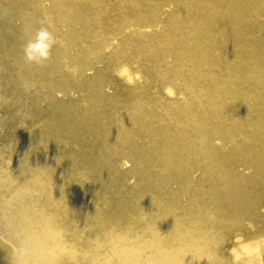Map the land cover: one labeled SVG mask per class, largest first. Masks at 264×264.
Returning a JSON list of instances; mask_svg holds the SVG:
<instances>
[{
  "label": "rangeland",
  "instance_id": "obj_1",
  "mask_svg": "<svg viewBox=\"0 0 264 264\" xmlns=\"http://www.w3.org/2000/svg\"><path fill=\"white\" fill-rule=\"evenodd\" d=\"M92 1L93 17L83 0H63L59 7L55 6L58 0H0V264H126L111 252V246L127 248L135 241L132 235L137 229L141 235L159 228L171 239L172 220L185 228L190 216L209 210L205 207L214 210L212 236L221 241V249L216 258L199 264H264L263 243L252 246V238H241V243L231 244V237L223 235L220 213L233 207L228 187L216 179H201L195 167L187 168L200 151L198 133L189 126L194 111L208 112L210 107L204 100L194 104L164 94L165 81L188 78V51L199 50L194 46L216 55L217 50L210 46H215L222 30L236 41L250 36L264 40L263 19L253 13L259 6L249 9L242 0L244 14L236 21L229 9L213 16L212 4L200 7L203 0H196V6L192 0H159L157 24L143 25L125 16V24L118 26L117 2L124 12H131L142 0ZM66 11L81 20L71 19ZM185 13L191 20L206 22L207 29L216 30V36L210 33L204 37L198 32L197 38L187 40V31H191L178 22ZM252 22L259 23L257 30ZM41 27L49 28L56 43L47 60L29 63L23 49ZM87 27L96 29L94 43L85 33ZM226 50L221 48L223 57ZM233 50L231 63H238L241 53L247 52ZM125 65L132 75H139L133 84L118 75ZM165 74L167 78L162 77ZM213 74L202 66L193 77L196 84H209L208 77ZM216 103L217 108L227 107L220 100ZM177 104L181 112L176 111ZM230 122L227 119L222 125V139L212 138L209 145H218L225 152L232 149L230 140L238 138L232 129L237 130L238 125L233 123L230 129ZM256 152H260L258 146ZM232 170L252 179L250 168ZM235 179L234 191L242 190L243 200L257 194L264 199V182H252L250 188L251 183ZM38 212L51 227L69 235L66 240L73 236L84 241V247L88 242L96 260L89 263L80 253L70 261L61 258L56 249L45 255L22 251L18 223L33 221L41 231L34 219ZM116 226L121 235L118 240L111 232ZM248 226L252 228L244 231L257 242L264 220L258 227ZM101 237L105 242L97 241ZM241 244L259 251L236 261L232 250ZM77 247L82 252V246ZM151 258L149 254L145 264H153ZM179 264L192 262L180 260Z\"/></svg>",
  "mask_w": 264,
  "mask_h": 264
},
{
  "label": "bare ground",
  "instance_id": "obj_2",
  "mask_svg": "<svg viewBox=\"0 0 264 264\" xmlns=\"http://www.w3.org/2000/svg\"><path fill=\"white\" fill-rule=\"evenodd\" d=\"M62 1L58 0L55 6L59 7ZM83 1L86 5L90 6L91 12H89V15L93 17L92 5H94V2L92 0ZM158 1L142 0L134 8H131L129 4L126 8H131V12H124L125 10L120 9V4L117 2L116 16L119 17L116 21L118 23L117 25L123 26L125 24V16L132 17L140 21L143 25L149 23L157 24L160 20ZM191 4L194 6L199 5L196 0H192ZM209 4L214 6L213 12H210L213 13V16L219 13L222 14L223 9H229L231 17L233 18L235 16L236 21L243 17L244 13L241 11L244 8L240 6L243 5L242 0H203L200 7H207ZM246 6L250 7L249 9L259 6L260 9L253 13L263 19L261 29H264V15L262 16L261 14V10L264 9V0H246ZM104 8L106 9V7ZM66 12L68 13L64 14L69 15L71 19L81 20L79 16H71L69 11ZM178 22L182 29L189 28L191 31V33L187 31V40L189 41L190 38H197L195 36L198 32H202L204 37L210 33L211 36H216V30L211 28L207 29L206 22L198 18H192L191 20L187 17L186 13L178 18ZM76 24L78 25V23ZM251 26L257 30L259 23L252 22ZM88 28L89 30H85V33H88L89 42L94 43L92 38L96 36L94 34L97 33L95 32L96 29ZM90 31L92 32L89 33ZM162 32L164 36V31L162 30ZM178 33L181 37L182 33ZM181 40L183 41L182 38ZM214 42L215 46L211 45L210 48H214V51L217 50L215 51V56H213V52L206 53L196 46L194 47L199 49L198 51H188L187 60L191 67L188 78H183L182 80H178V82L174 80L165 81L167 91L165 90L164 94L166 93L167 97L175 96L186 100L188 99L194 104H197L198 100L206 101V106L210 107L208 109L209 111H194L195 118L192 121V126L189 125L198 133L197 138L199 139L200 151L195 157L194 163H190V167L187 168L191 169L195 167L201 174V179L204 177L212 180L216 179L218 182L225 184L230 190L231 196L228 199L233 207L226 214L220 213L221 217L218 221L223 225V235L231 237L229 239L231 244H239L242 240H250V238H252V246L260 242L264 244V227H260L258 230L260 239L257 242H253L254 237L252 234L249 235L244 231V229L248 230V228H252L248 226L249 224L253 227H258L263 223L264 212H260V208H264L263 197L257 194L243 200V197H241L243 195L241 193L242 190L239 189L240 191L236 193L233 185V180H236L235 178L240 182L245 180L246 183H251L249 184L250 188L256 183L264 182V40L250 36L236 41L232 35L225 34L224 30H222L220 37L215 39ZM221 48H228L224 52L226 55L224 57L222 56ZM233 49L247 51L241 53V58H238V63H231V57L234 53ZM202 66L203 69L207 68V71L211 69L215 72V74L208 77L209 84L204 81H201L199 84L195 83L196 78L193 76ZM220 72H222V75H219ZM226 74H230L229 78H227ZM135 76L133 75V77ZM162 77L167 78V74ZM120 78L126 81L125 78L121 76ZM223 80H226L223 82L226 84L225 87L221 85ZM244 85L246 86L244 87ZM216 100L224 102L223 105H227V107L217 108ZM249 104L251 105L250 109ZM175 106H178L177 109L175 108L176 111H182L180 104ZM243 106L248 109L246 113ZM250 114L251 116H249ZM183 118V122L186 125L187 117L183 115ZM227 119L232 120V122L227 124L228 128L232 129L233 123L238 125L237 130L232 129L238 134V138L236 141L230 140L232 149L225 152L218 145L216 146L221 149L220 151L216 146L209 144H211L210 141L212 138L222 139V125ZM243 124H245L244 128L242 127ZM185 130L178 129V131L183 133H185ZM256 146L260 148L259 153L256 152ZM191 147L190 142L187 141V148ZM251 147H254L255 150ZM233 164L236 167H232ZM238 167L250 168L252 170V179L242 178L239 170H232ZM205 208L209 209L206 213L194 214V217L190 216V223L185 228L179 223H175L176 220H172L171 224L173 225V229L171 228L170 235L173 238L171 239L166 236L167 233L165 231L159 228L147 229V232L144 231L141 235H139L140 231L137 229V232L132 235L133 241L135 238L134 242L130 243L127 248L121 247V245L111 246V252L116 254L122 263L124 261L126 264H145V258L149 254L152 257L151 259H153V264H179L180 260H185L186 262L188 260L192 264H199L208 259H214L220 252L221 241L214 240L212 236V225L216 219L214 210L209 207ZM34 219L36 224L41 228V231L33 225V221L32 223L29 220L20 223H18L19 220L16 221L19 224L18 231L20 236L22 235V251L27 253V255H45L53 249H56L61 252V258L65 257V259L70 261L72 257L80 253H82L84 259L89 261V263L96 260L95 254L91 252L88 242H85L86 247H84V241H79L73 236H71L72 239L66 240L69 235L63 234L56 227H51V224L41 212L34 215ZM203 221L209 224L204 225L202 223ZM112 223L114 226L117 224L116 222ZM119 230L116 226L115 230L111 231L115 234L113 238L117 237V240L121 238V235L118 233ZM107 231L110 232L108 226ZM128 232L132 231L128 229ZM137 234L139 235L138 238H136ZM110 235L111 233H109ZM241 238L242 240H240ZM100 239L97 241L105 242V237H101ZM174 241L177 244L173 243ZM65 244H68V246ZM77 245L82 246V252H80ZM150 249L156 252V254L151 253L149 251ZM177 254L179 256H176ZM160 257L161 260L159 259ZM223 264H228V262Z\"/></svg>",
  "mask_w": 264,
  "mask_h": 264
},
{
  "label": "clouds",
  "instance_id": "obj_3",
  "mask_svg": "<svg viewBox=\"0 0 264 264\" xmlns=\"http://www.w3.org/2000/svg\"><path fill=\"white\" fill-rule=\"evenodd\" d=\"M56 43V37L48 27H41L36 32L32 39L25 45L24 58L29 63L41 64L50 56L52 47ZM118 75L126 79L129 84L135 83L139 79L137 74L135 77L131 74V69L125 65L118 71ZM167 91V90H166ZM233 255L236 261H240L244 256H250L253 252H258L259 249H253L251 245L241 244L238 249H233Z\"/></svg>",
  "mask_w": 264,
  "mask_h": 264
}]
</instances>
